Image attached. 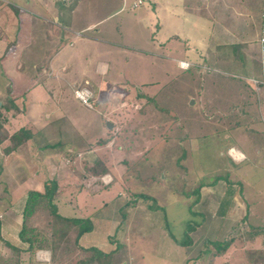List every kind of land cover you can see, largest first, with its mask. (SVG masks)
<instances>
[{"label": "crops", "instance_id": "0c3cea01", "mask_svg": "<svg viewBox=\"0 0 264 264\" xmlns=\"http://www.w3.org/2000/svg\"><path fill=\"white\" fill-rule=\"evenodd\" d=\"M105 1L108 0H0V264H47L38 258V253L49 252L26 251L28 244L21 241L19 233L28 193H44L52 181L59 187L55 198L59 212L65 204L80 215L60 214L91 221L92 230L79 239L81 248H96L107 254L116 252V256L122 254L121 248L128 251L127 247H136L128 235L117 238L120 223L97 217L98 203L112 202L113 186L102 185L106 188L91 193L82 183L89 176L90 181L105 174L118 177L114 166L121 158V147L116 148L117 137L112 135L117 127L115 118L122 111L131 116L130 105L142 107L145 97L156 100L157 92L151 86L159 92L165 85L130 80L126 74L118 73L116 77L123 87L118 88V84L106 79L115 64H109L108 60L100 62L92 70L95 75H89L88 65L78 67L74 63L75 54H64L67 46L75 47L84 30L98 28L103 19L98 21L97 17L108 19L121 12L122 9H108ZM150 1L153 5L148 8ZM141 5L149 12L154 11L157 18V35L151 36L155 55L161 58L170 52L166 58L171 61H194L214 67L211 69L222 75L213 78L222 85L220 94L201 91L202 115L195 121L207 129L203 139L209 137V145L232 142L226 156L221 152L228 159L229 169L219 167L216 172H224L218 174L222 176H213L209 183L192 188L186 196V205L177 204L187 220L178 221V215L167 220V226L159 222L150 226L162 239L161 245L167 243L176 255L181 238L185 248L184 254L177 257L179 264H264V216L257 210L260 201L254 196L256 191L252 185L247 188L251 176H264V86L257 90L247 82L264 75L258 45L263 0H138L133 8ZM136 16L141 19L139 13ZM88 43L83 45L89 48ZM49 51L52 56L46 62ZM91 60L86 58L88 63ZM86 82L98 97L96 106L88 109L107 123L106 130L100 128L95 134L101 136L91 143L86 139L93 132L79 131L69 118L72 111L67 108L79 101L73 92ZM112 86L116 89L109 91ZM88 111L81 121L93 125L94 118L88 116ZM21 129L28 131L30 137L8 152L11 137ZM237 145L244 146L246 151ZM232 148L243 154L244 159L234 160L229 155ZM99 169L106 173L99 174ZM132 173L127 171L114 183L124 189L118 196L126 195L130 184L135 186L137 180ZM134 202H129L130 209L147 203L141 196ZM121 203L126 204L123 198ZM177 224L180 237L172 229ZM128 225L127 232L137 238L139 231L135 228L139 225L135 224V218ZM125 242H131V246Z\"/></svg>", "mask_w": 264, "mask_h": 264}, {"label": "rangeland", "instance_id": "374dc122", "mask_svg": "<svg viewBox=\"0 0 264 264\" xmlns=\"http://www.w3.org/2000/svg\"><path fill=\"white\" fill-rule=\"evenodd\" d=\"M137 1H105L108 9H114L113 11L122 9L121 12L108 19L106 16L97 17L98 21L103 19L100 23L102 25L99 24L98 28L93 31L84 30L78 36L75 47L67 46L63 52L64 54L67 52L75 54L74 63L78 67L82 64L88 65L89 75H95L92 70L96 69L100 62L108 60L109 64H115L106 79L113 85L118 84V88H123L122 82L116 77L118 73L126 74L130 80L162 82L165 85L164 89L159 92L157 88L151 86L152 90L157 92L156 100L145 97L144 106L142 104V107L139 108L138 105H130L129 114L131 116L127 117L128 115L122 111L118 113L119 118H115L117 127L112 135L117 137L116 148L121 147V158L116 161L114 166V170H118V177L115 178L111 175L113 180L110 186L114 188L111 194L112 202L109 204L98 203L97 217L120 223L121 229L116 235L117 238L128 235V239H134L136 244L134 249L127 247L128 251L121 248L122 254L113 255L111 264H114L116 259L115 264H122L120 262L123 261L128 263L131 261L132 264H179L177 257L184 254L183 248H185L182 246L184 244H182L181 238H178L180 239V251L176 255L167 243L161 245L160 240L162 239H159L154 227L158 225V222L167 226L166 221L174 220V217L178 218V215L180 216L178 221L187 220V215L177 204L186 205V196L192 188L195 190L201 183H209V179L213 176L215 178L222 176L224 172L219 171L217 173V169L228 166V159L225 156L227 155V148L232 142L209 145V137L203 139L204 134H208L207 129L204 124L201 125L200 122L195 121L196 117L202 115L201 101L203 98L200 96L201 91L205 89V91L220 94L222 89L219 85L221 83L213 80V78L222 75L218 74L217 70L214 71L215 69L210 72L196 67L182 70L178 66V61L175 62L171 61V58H166L167 54H171L170 52L163 54L164 56L161 58L157 54L155 55L153 38L158 31L156 27L157 18L154 11L146 10L145 5L134 9L133 4ZM151 5H153L152 1L148 2V8ZM137 13L140 14V20L136 19L138 18ZM144 22H148L150 27ZM85 42H90L88 43L89 48L83 45ZM165 51H169V49ZM50 53L49 51L46 62L49 58L51 59L52 54ZM87 57L92 59L89 63L86 61ZM181 58L188 59L185 56H181ZM192 63L201 64L194 61ZM98 69L100 67H97L96 72H99ZM204 76H206L205 79H203ZM207 79L215 81V83H210ZM231 79H233L231 81L236 80ZM125 84L128 85V81L125 80ZM227 85L225 83V86ZM114 89L116 87L112 86L108 90ZM126 89L129 88L126 87ZM100 96L99 98H101ZM97 98L95 97V100H98ZM101 107H104V103ZM67 108L72 111V114H68L69 118L78 126L79 131L83 129V131L93 132L92 136L86 139L88 143L101 136L95 134L100 128L106 130L107 123H104L105 120L100 115L97 117V113L90 112V109L81 102L76 101L75 105ZM86 111L89 112L88 116L94 118L92 123L97 126L96 129L92 124L81 121V118L86 115ZM237 146L246 151L244 146ZM221 152H224L225 156H222ZM227 169L229 168L227 167ZM127 171L131 173L133 171L132 175L137 181L134 187L130 184L126 195L120 194L121 197H119V192L124 193V189L114 183ZM203 173L211 174L202 175ZM99 178L90 181L91 176H89L85 178L82 186L91 193L106 188L102 187L103 184ZM251 185L256 191L254 196L260 201L257 210L259 214L264 216V176H251L247 180V188L251 189ZM110 191L112 192V190ZM127 193H130L129 196ZM142 195L150 198L145 199ZM137 196H142L141 199L148 204L139 205L138 208L134 206L130 209L131 203L129 202L137 200ZM122 198L126 204L121 203ZM60 213L69 217L80 215L78 212L68 209L65 204L60 206ZM132 218H135V224L139 225L135 228L139 231L137 238H135L136 234L128 233L126 229L127 226L130 227L128 224ZM29 220H32L35 230L42 233L45 240L52 241L50 221L52 218L47 211L39 209ZM112 225L115 226V224ZM164 229L169 233L168 227ZM172 229L174 234L180 237V224ZM59 230L57 237L52 241L55 247L51 242V246L54 248L52 254L48 251L50 257L47 264H82L92 257L91 252L81 251L79 246L75 245L73 228H67L64 230L65 233ZM122 243H124L123 240ZM125 244L127 243L125 242ZM47 245L49 246V243ZM127 245L131 246V242ZM144 250L145 254L142 253ZM129 255H131V259ZM99 263L101 264V262ZM103 264L105 263L103 262Z\"/></svg>", "mask_w": 264, "mask_h": 264}, {"label": "trees", "instance_id": "16d2710c", "mask_svg": "<svg viewBox=\"0 0 264 264\" xmlns=\"http://www.w3.org/2000/svg\"><path fill=\"white\" fill-rule=\"evenodd\" d=\"M30 137V133L26 130L21 129L18 133L14 134L11 137V146L7 149L8 152L13 151L18 146H20L24 141H26ZM106 173V170L99 171V174ZM59 192L58 184L54 181L50 182L44 193L40 192H29L26 199L25 208L23 211V225L22 229L19 233V237L21 241L28 244V248L26 251H31L32 254L38 250H47L53 253V248L55 244H53V240L58 235V230L63 231L67 228H73L74 232V243L79 246V239L87 232L92 230V224L90 219L87 218H68L60 214L57 204H55V198ZM143 196V195H142ZM141 196V197H142ZM145 199L150 198L149 196H143ZM41 210H45L50 214L52 218L51 221V229H52V248L51 242H48L43 237V234L36 231L34 225H32V220H29L36 212ZM1 231V225H0ZM66 232V231H65ZM64 232V233H65ZM0 241H2V236L0 232ZM49 243V246L47 245ZM81 251L91 252L92 257L90 259L85 260L82 264H95L103 262L105 264H111L112 257L114 252L111 253H103L96 248L83 249L79 246ZM19 250V254H20ZM99 261V262H98ZM100 264V263H99Z\"/></svg>", "mask_w": 264, "mask_h": 264}, {"label": "built area", "instance_id": "2783aa9c", "mask_svg": "<svg viewBox=\"0 0 264 264\" xmlns=\"http://www.w3.org/2000/svg\"><path fill=\"white\" fill-rule=\"evenodd\" d=\"M140 3H141V1H140ZM258 45H259V61H260V64L262 65V68L264 70V0H263V12H262V29H261V34L259 37ZM178 66L182 70H189V69H192L195 67L201 68L202 70H204L206 72H210L212 70L211 68H208L206 66H202L200 64H194L190 61H183V60L178 61ZM214 71H216V70H214ZM247 81L249 82V84L251 86L254 87V89L258 90L260 86H264V75L262 78H250V79H247ZM90 86H91L90 83L86 82L85 86L83 88H79L77 90H74V95L84 106L92 109L96 106V100H95L94 92L92 91ZM77 92L81 93L80 97L76 96ZM230 150H232V151H230ZM230 150H229V155L234 160L240 161V160L244 159L243 154H241L239 151L235 150L234 148H232ZM99 177H100L99 181L104 186L110 185V183L113 180V178L110 174H105V175L99 176ZM49 257H50V255L48 253H44V254H42L41 252L38 253V258L42 261H48Z\"/></svg>", "mask_w": 264, "mask_h": 264}, {"label": "clouds", "instance_id": "9594fccd", "mask_svg": "<svg viewBox=\"0 0 264 264\" xmlns=\"http://www.w3.org/2000/svg\"><path fill=\"white\" fill-rule=\"evenodd\" d=\"M76 96H77V97H80V96H81V93H80V92H77V93H76ZM230 151H232V150H230Z\"/></svg>", "mask_w": 264, "mask_h": 264}]
</instances>
